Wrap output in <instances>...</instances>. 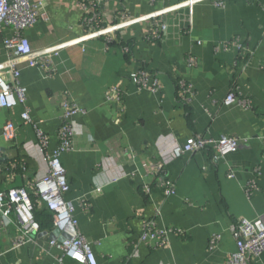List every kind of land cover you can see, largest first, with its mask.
Listing matches in <instances>:
<instances>
[{"label":"crops","instance_id":"0c3cea01","mask_svg":"<svg viewBox=\"0 0 264 264\" xmlns=\"http://www.w3.org/2000/svg\"><path fill=\"white\" fill-rule=\"evenodd\" d=\"M99 1L100 23L93 28L82 24L79 0H44L47 20L24 31L33 50L64 45L51 58L50 75L15 64L26 100L0 108V191L23 189L34 201L32 182L48 166L33 126L47 135L51 154L64 99L81 109L71 118L74 149L59 156L69 186L64 198L80 233L93 242L97 263L227 264L236 250L231 223L264 213V0H223V7L202 0L152 19L146 16L182 0ZM121 12L144 18L87 35L121 23ZM152 29L157 38L148 39ZM10 34L0 28V77L8 83L3 38ZM139 69L147 71L149 84L156 77L161 89L135 86L128 76ZM178 80L191 84L187 102ZM231 88L249 108L224 103ZM24 109L32 123L22 120ZM7 121L16 128L13 141L2 136ZM198 134L233 136L238 149L224 157L210 150L174 155L175 146ZM164 181L173 193H164ZM251 181L255 188L248 192ZM46 212L50 221L40 217L38 235L19 247L13 246L15 224L0 226V264H77L47 243L53 225ZM145 219L158 230L177 231L161 245L141 241ZM212 235L219 239L209 249ZM248 264H264V252Z\"/></svg>","mask_w":264,"mask_h":264},{"label":"built area","instance_id":"2783aa9c","mask_svg":"<svg viewBox=\"0 0 264 264\" xmlns=\"http://www.w3.org/2000/svg\"><path fill=\"white\" fill-rule=\"evenodd\" d=\"M202 0H182L181 2L165 7L146 17L152 19L156 15L174 10L183 6L191 7L192 4ZM84 11L82 24L85 27L93 28L100 23L97 8L99 0H79ZM213 5L223 7V0H212ZM44 0H0V28L4 27L11 31V34L3 38V44L10 58L3 65L7 67V72L11 75L12 81L6 82L0 77V108H13L17 105H24L26 100V90L19 83V71L15 67L16 63H26L28 66H35L45 69L50 75L54 71L51 58L58 54L62 44L53 47L33 50L24 35V31L32 27L39 19L47 20V15L43 11ZM123 21L114 23L99 30L89 31L87 35L106 33L107 31H117L120 27L136 22L144 17L128 18L121 12ZM157 34L152 29L147 31L145 36L148 39H155ZM155 37V38H154ZM234 44L241 50L242 46L237 39ZM127 47L124 49L126 50ZM187 63L192 65L194 60L187 57ZM3 66V67H4ZM129 80L138 88H149L151 91L161 89V84L156 77L151 78L146 70L139 69L128 76ZM177 87L180 92V99L187 102L191 95V84L185 80H178ZM224 103L230 105L237 103L243 108L250 107V101L244 98H237L234 88L224 98ZM62 112L60 114V126L58 128V142L51 154L48 153V137L37 126H33L37 137V147L43 153L48 169L45 174L37 177L32 182L34 201H30L27 193L23 189L9 188L0 191V226L4 227L9 223L15 224L18 235L14 240V247H19L26 242L32 241L34 236L40 231V224L34 215V207H44L52 213L53 230H57L59 235H65L63 240L48 239V244L54 246L62 252V256L68 257L77 264H98L92 251L93 242L88 241L79 231L77 221L73 216V205L64 198L68 190L65 169L60 163L59 156L63 152L74 149V128L71 118L80 113L81 109L68 101H62ZM24 122L32 123L28 110L21 112ZM2 136L5 141H13L17 134L16 128L11 121H7L2 128ZM238 139L233 136L221 135L218 139L206 137L204 135L190 136L182 147L175 146L174 155L181 153H191L196 151H212L216 157H224L238 149ZM264 158V150H263ZM164 193H173V186L164 181ZM255 188L253 181L247 184V191ZM148 190V189H147ZM170 231H177L169 228L157 229L153 220H144L140 240H155L157 245L165 243L166 234ZM230 232L235 242L236 250L232 252L227 260V264H248L250 258L257 259L264 252V213L256 220L240 219L231 223ZM219 239V235H212L209 238V249H213ZM137 254L134 249L132 256ZM57 264H64L59 259Z\"/></svg>","mask_w":264,"mask_h":264},{"label":"trees","instance_id":"16d2710c","mask_svg":"<svg viewBox=\"0 0 264 264\" xmlns=\"http://www.w3.org/2000/svg\"><path fill=\"white\" fill-rule=\"evenodd\" d=\"M46 208L44 207H34V215H35V218L36 220L39 222L40 221V217H44V220L45 222H49L50 221V216L49 214L46 212ZM49 211V210H48ZM51 221H52V215H51ZM41 222V221H40ZM39 222L40 224V227H41V223ZM66 257V256H65ZM72 261V260H71Z\"/></svg>","mask_w":264,"mask_h":264},{"label":"water","instance_id":"95a60500","mask_svg":"<svg viewBox=\"0 0 264 264\" xmlns=\"http://www.w3.org/2000/svg\"><path fill=\"white\" fill-rule=\"evenodd\" d=\"M48 237H49V239L58 238V240H63L66 236L64 234L63 235H59L57 230H52L49 233V236Z\"/></svg>","mask_w":264,"mask_h":264}]
</instances>
